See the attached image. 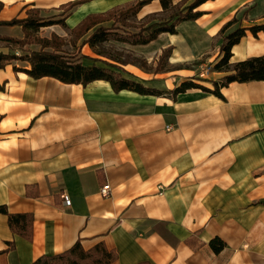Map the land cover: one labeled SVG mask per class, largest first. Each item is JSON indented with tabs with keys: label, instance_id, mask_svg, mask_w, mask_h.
Returning a JSON list of instances; mask_svg holds the SVG:
<instances>
[{
	"label": "crops",
	"instance_id": "0c3cea01",
	"mask_svg": "<svg viewBox=\"0 0 264 264\" xmlns=\"http://www.w3.org/2000/svg\"><path fill=\"white\" fill-rule=\"evenodd\" d=\"M69 1L75 0H0V19L36 8L64 23L41 26L34 36L57 35L67 43L68 29L87 15L136 0H80L63 14ZM259 2L207 0L199 6L202 14L181 21L176 34L122 42L150 66L120 62L125 74L163 93L117 91L106 79L83 84L35 78L12 63L0 67V204L34 215L29 239L13 232L0 212V264H29L78 239L86 249L104 241L117 250L109 264H264V80L230 82L221 88L223 97L199 87L169 91L200 77L206 66L198 81L213 87L226 74L213 68L224 36L239 25L263 22ZM161 6L151 0L139 14ZM245 31L232 48V62L264 53V31ZM1 36L23 38L25 30L1 23ZM37 43L25 49H39ZM11 48L0 38V50ZM77 49L88 55L85 63L115 62L88 43ZM104 184L108 194L101 193ZM215 236L225 241L220 252L210 245Z\"/></svg>",
	"mask_w": 264,
	"mask_h": 264
},
{
	"label": "trees",
	"instance_id": "16d2710c",
	"mask_svg": "<svg viewBox=\"0 0 264 264\" xmlns=\"http://www.w3.org/2000/svg\"><path fill=\"white\" fill-rule=\"evenodd\" d=\"M151 0H136L135 2L126 5L110 8L107 11L99 13H91L87 15L76 27L72 29L75 37H84L82 44L88 43L91 47H99L101 43L117 39L132 44L148 43L155 39L161 32L167 31L170 33L177 32L178 24L183 20L195 19L202 14L199 6L207 0H181L176 3L173 0H160L163 12H169L167 16H155L154 19L144 23L139 30L130 33L118 32L116 22L127 20L130 17L137 16L141 8ZM80 0L69 1L62 5L63 14L71 12ZM28 14L22 17H14L10 20L0 19V24H21L25 30L23 38L12 36H1L12 48L9 50H0V67H5L6 64L12 63L15 70H23L29 75L40 78L45 75H51L59 78L64 82L83 83L87 84L95 79L109 80L115 90L131 89L142 94H159L163 93V89L156 86L146 85L142 81L135 79L130 75H126L120 65L121 60L117 57L113 61L104 58H94V60H102V63H85L82 59L88 57L85 54L69 52L62 49L65 44L63 38L53 35L52 38L34 36V33L41 26L52 24L54 22L64 23V19L57 21L52 18H47L39 15V10L36 8L28 9ZM106 20H113L111 25H102ZM236 21V18L229 20L221 28L224 32L226 28ZM251 30L255 35L259 31H264V21L254 23L250 26L239 25L235 29L229 31L224 36V42L221 46V56L214 62L215 70L225 71L226 74L219 80H213V87H208L198 81L196 76H191L181 81L173 89L171 93L178 94L188 89L199 87L207 92H212L220 97H223L221 88L233 81H248V80H264V53L247 57L232 62V48L245 35V30ZM31 42H40L38 48H26L24 45ZM20 47L23 52L16 53ZM98 53L102 50L97 49ZM167 51L161 55V59ZM160 59V60H161ZM18 60L27 61L30 67L18 65ZM119 62V63H118ZM123 63V62H121ZM159 64H161L159 62ZM0 88H4V83L0 82ZM0 212L7 214L8 222L13 232L31 239L33 236L34 215L30 211L11 212L6 204H0ZM7 249L14 248V241H8ZM210 245L215 252H220L225 241L215 236L211 238ZM118 252L113 248H109L104 241H100L92 247L86 249L78 239L74 245L61 252L54 254H42L29 264H109L117 259ZM137 264H150L149 262H140Z\"/></svg>",
	"mask_w": 264,
	"mask_h": 264
},
{
	"label": "rangeland",
	"instance_id": "374dc122",
	"mask_svg": "<svg viewBox=\"0 0 264 264\" xmlns=\"http://www.w3.org/2000/svg\"><path fill=\"white\" fill-rule=\"evenodd\" d=\"M263 3H264V0H260L258 11L262 12L264 10V8L262 7ZM168 14H169V12H163L162 10H159V11H155L152 13H148V14L143 15L141 17V14L138 13L136 17L133 16V17L128 18L127 20H121L119 22H116V25L118 26L117 29H118V32L120 33V35H121V33H124V34L130 33L132 31L139 30V28H141L144 23H147V21L154 19L155 16H157V17L158 16L160 17L162 15L167 16ZM112 22H113V20H106L102 23V25H111ZM185 22H182V24L180 25L181 26L180 27V29H181L180 35L184 34L185 27H186L185 25H188L187 21H185ZM92 30L93 29L90 30V33L92 32ZM68 31H69L68 36L65 37V38H67V43L63 44L61 47H62V49H65L69 52L79 53L78 52L79 50L77 49V47L82 46L81 42H82L83 38L79 37L78 38L79 41L75 42L77 40L76 39L77 37H75L76 35H74L71 30L68 29ZM85 37H87V35ZM70 40H71V42H69ZM65 42H66V40H65ZM122 42H124V41H120L117 39H111V40L105 41V42L101 43L99 47H94V52H97L96 50L100 49V50H102L103 55L101 53H98V52H97V54H99L101 56H106V57L111 58V59L118 57L121 60V62H123L124 64L129 63V62H133V63H137L138 65L143 64L144 65L143 67H145V68H150V66L145 64L147 62L144 58H142L141 56H137L134 50L125 46ZM35 46L40 47L41 43L39 42ZM24 47H25V45H24ZM21 52H23V49L20 47V50L17 53H21ZM18 62H21V60H18ZM210 85H212V84L210 83Z\"/></svg>",
	"mask_w": 264,
	"mask_h": 264
},
{
	"label": "built area",
	"instance_id": "2783aa9c",
	"mask_svg": "<svg viewBox=\"0 0 264 264\" xmlns=\"http://www.w3.org/2000/svg\"><path fill=\"white\" fill-rule=\"evenodd\" d=\"M207 69H208L207 67L203 68L200 71V76H204L205 73L207 72ZM167 127H168V129H170L172 126L168 125ZM109 189H110V185L109 184H104L101 187V193L102 194H108L109 193ZM62 199H63L64 204H66V205H70L71 204V200H70V198H69V196L67 194L63 193L62 194Z\"/></svg>",
	"mask_w": 264,
	"mask_h": 264
}]
</instances>
